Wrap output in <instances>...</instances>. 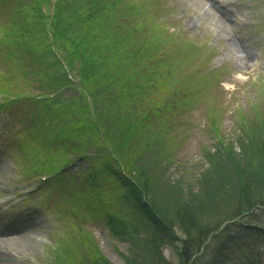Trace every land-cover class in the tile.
<instances>
[{
    "label": "rangeland",
    "instance_id": "1",
    "mask_svg": "<svg viewBox=\"0 0 264 264\" xmlns=\"http://www.w3.org/2000/svg\"><path fill=\"white\" fill-rule=\"evenodd\" d=\"M125 3L129 6L139 3L146 11V16L124 17L125 22L142 19L149 20L145 22L148 25L156 22L162 25L160 31L152 29L142 37L159 36L163 42V51L158 49L154 54L164 55L162 65L167 72L165 81L161 79L159 83L165 91L153 88L158 92L153 99L164 97V101L173 103L175 112H167L166 129L157 125L154 132H165L155 142L162 141L167 145L163 151L174 157L168 165L171 179L195 182L196 177L211 168L213 159L221 167L227 164L232 168L233 164L243 167L247 152L242 151V144L250 143L246 131L252 133L253 129L248 124L243 126L242 115L250 117L254 107L264 108V0ZM41 10L44 15L50 11L45 2ZM222 13L228 17L223 23L218 20ZM33 16L30 0H0V264H53L58 258L55 252L67 244L69 249L66 246L64 250L70 254L77 249L85 252L94 244L111 264H125L136 234L121 235L118 229L114 231L106 212L131 219L129 228L138 222L128 210L130 201L122 198L127 187L112 182L101 160L108 154L104 161L108 169H114L116 164L110 158L119 165L115 153L122 151L118 146L119 150L114 152L107 145L103 130L85 136L86 141L92 138V145L86 147L93 154L90 158L69 151L57 136L59 122L63 121L64 128L71 131L81 123L80 118L73 117L76 114L73 110L82 107L84 90L77 78L72 77L69 88L61 87L54 94L51 78L59 79L62 70L68 74L66 57L72 68L77 69L79 51L64 41L63 53L55 49L49 53L44 41V18L38 21L39 25ZM125 22L122 21L126 25ZM18 28L28 30L29 42L21 35L19 38ZM146 73L151 74V70L137 77ZM140 96L138 93L135 99ZM58 98L61 103L51 106ZM147 101L145 97L141 103L124 98L114 101L109 97L111 113L122 118L121 123L114 118L108 123L102 121L103 128L112 125L108 138L118 141L126 137L125 127L132 125L135 114L149 107ZM152 133L142 134L136 129L129 141L132 143L139 135L145 139ZM67 136L68 146L78 144L76 138ZM143 152L148 160L151 154L144 149ZM118 167L122 171L121 165ZM92 172H97L93 182L85 179ZM45 176L49 179L42 180ZM142 200H146L145 196ZM256 216L264 222V212L258 211ZM13 229L25 230V236L13 234ZM83 234H90L93 242L84 246ZM176 247L178 241L162 249L171 264L178 262Z\"/></svg>",
    "mask_w": 264,
    "mask_h": 264
},
{
    "label": "trees",
    "instance_id": "2",
    "mask_svg": "<svg viewBox=\"0 0 264 264\" xmlns=\"http://www.w3.org/2000/svg\"><path fill=\"white\" fill-rule=\"evenodd\" d=\"M125 1L56 0L53 3L51 0H30L35 21L40 25L38 21L44 18V41L48 52L55 49L63 53L64 41L72 43L79 51L80 66L77 69L72 68V62L66 57L68 60L64 59V64L69 68L68 74L62 70L59 79L51 78L54 94L61 87L69 88L73 84L72 77L77 78L84 90L82 107L73 110L76 113L73 117L80 118L81 123L71 131L64 128L63 121L59 122L57 136L69 151L86 158L93 154L86 148L92 145V138L86 141L85 136L97 134L99 130H103L102 136L114 152L120 147L122 153L117 151L115 155L122 171L112 158L110 160L116 166L114 169L107 168L104 158L109 157L108 154H104L101 160L112 182L120 183L122 188L127 187L122 198L130 201L128 210L138 222L129 228L131 219L106 212L107 222L114 231L118 229L121 235L136 234L135 240L131 241V255L125 257V264H171L162 249L166 244L175 245L176 241L179 243L176 247L177 264H264V222L256 216L258 211L264 212V108L254 107L250 117L242 115L243 126L248 124L253 129L252 133L249 128V131L244 129L250 143L242 144V151L247 152L243 167L237 164H233V168L228 164L221 167L212 158L211 168L200 178L196 177L195 182L184 181L183 178L171 179L168 165L174 157L163 151L167 145L164 146L162 141L155 142L165 132H154L158 130L157 125L166 129L167 112H175L173 103L164 101V97L153 99L158 94L153 88L165 91L159 83L161 79L165 81L167 72L162 65L164 55L154 54L158 49L163 51V42L159 36L154 39L142 37L143 33L152 29L160 31L162 25L157 22L148 25L145 22L149 20L142 19L139 21L142 23H132L131 19L125 22L126 16H146L145 8L139 3L129 6ZM44 2L50 9L47 15L41 10ZM18 29L21 32L19 38L21 35L29 42L28 30ZM73 55L77 57L78 53ZM147 69L151 70V74L137 77ZM138 93L141 96L135 99ZM109 97L114 101L124 98L135 103H141L144 97L148 99L145 104L149 107L135 114L132 125L125 127L127 136L118 141L108 138L112 125L107 129L101 125L102 121L108 123L112 118L120 119L121 123L122 116L119 115L122 113H118L119 118L111 113L112 108L107 102ZM60 103L58 98V102L52 101L51 106ZM136 129L142 134L154 133L145 139L139 135L130 143L129 136L135 135ZM67 134L76 138L78 144L68 146L70 139ZM262 138L263 141H260ZM102 147L105 149V146ZM143 149L151 154L148 160ZM96 173L85 175V179L93 182ZM142 196H145V201ZM139 232L145 235L137 237ZM82 238L84 246L93 242L90 234H83ZM88 247L85 252L77 249L75 254L64 249L57 251L55 255L58 258L53 264H111L94 244Z\"/></svg>",
    "mask_w": 264,
    "mask_h": 264
},
{
    "label": "bare ground",
    "instance_id": "3",
    "mask_svg": "<svg viewBox=\"0 0 264 264\" xmlns=\"http://www.w3.org/2000/svg\"><path fill=\"white\" fill-rule=\"evenodd\" d=\"M217 16H218V14H217ZM226 19H228V17H227V15L225 13L224 14L223 13L219 14V16H218L219 22L223 23V22L227 21ZM239 50H242V48H239ZM249 57H250V55L247 56V59ZM11 231H12L13 234L15 233L17 235H20V237L25 236V233H26L25 230H23V229H13Z\"/></svg>",
    "mask_w": 264,
    "mask_h": 264
}]
</instances>
